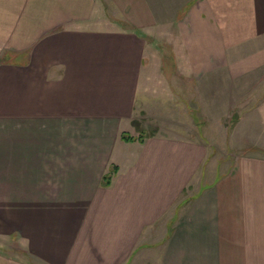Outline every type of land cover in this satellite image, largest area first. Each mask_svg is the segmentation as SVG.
<instances>
[{
  "label": "crops",
  "instance_id": "obj_1",
  "mask_svg": "<svg viewBox=\"0 0 264 264\" xmlns=\"http://www.w3.org/2000/svg\"><path fill=\"white\" fill-rule=\"evenodd\" d=\"M98 1L0 0V264H264V160L182 200L207 144L160 108L264 90V0Z\"/></svg>",
  "mask_w": 264,
  "mask_h": 264
},
{
  "label": "rangeland",
  "instance_id": "obj_2",
  "mask_svg": "<svg viewBox=\"0 0 264 264\" xmlns=\"http://www.w3.org/2000/svg\"><path fill=\"white\" fill-rule=\"evenodd\" d=\"M98 4L102 6L101 8L109 18H116L118 13L115 3L99 0ZM157 58L162 60V63L165 58L168 59L166 52L162 56L159 53ZM260 84L259 81L249 79L248 82L244 81L241 88H234L232 92V89L227 88L226 83L225 90L222 89V96L216 99L217 105L208 106L207 116L199 114L200 110L195 101L190 102L189 106L179 104L171 111L160 107L171 113L174 122L183 125L182 129L174 130L172 134L203 140L207 144L206 161L191 188L183 193L182 200L196 194L200 186L203 188L209 186L216 178L223 177L232 169H238L243 163L250 160H264V96H261L264 90ZM132 126L131 133H123L121 136L128 135L137 140L158 132V129L147 131L143 129L141 120H135ZM209 200H212V197ZM157 242L158 240L146 243L157 245ZM147 251L149 250L142 251L141 257L136 258L135 261L133 259L129 264H155L156 253L152 250L149 253ZM159 254L161 255L160 252L157 255Z\"/></svg>",
  "mask_w": 264,
  "mask_h": 264
},
{
  "label": "trees",
  "instance_id": "obj_3",
  "mask_svg": "<svg viewBox=\"0 0 264 264\" xmlns=\"http://www.w3.org/2000/svg\"><path fill=\"white\" fill-rule=\"evenodd\" d=\"M135 124V123H134ZM154 134H149V136H145L144 138L143 137H140L138 138L137 140L132 138L131 136H128V135H122L121 136V139L126 141V142H135V141H138L139 143H143L144 140L146 138H149L151 136H153ZM115 171L116 169L114 168L112 171H110L108 174H106L104 177H103V180H102V186H105V187H108L110 185V182H111V179L113 177V175L115 174ZM112 172V173H111Z\"/></svg>",
  "mask_w": 264,
  "mask_h": 264
}]
</instances>
